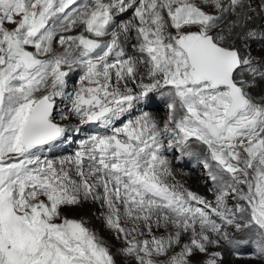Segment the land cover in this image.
Returning <instances> with one entry per match:
<instances>
[{"label": "snow or ice", "instance_id": "obj_1", "mask_svg": "<svg viewBox=\"0 0 264 264\" xmlns=\"http://www.w3.org/2000/svg\"><path fill=\"white\" fill-rule=\"evenodd\" d=\"M252 3L0 0V264H119L85 220L63 211L88 200L105 208L131 264H221L213 247L253 226L264 258V97L251 91L264 58L237 43L264 41V25L249 27ZM257 8L264 19V0ZM129 9L133 20L113 30ZM132 29L129 55L122 40ZM75 69L79 87L67 91ZM163 89V127L147 112L113 127ZM57 97L70 101L68 116L110 134L82 140L74 156H44L68 131L56 122ZM165 141L188 155L192 142L206 149L214 200L174 181Z\"/></svg>", "mask_w": 264, "mask_h": 264}, {"label": "rangeland", "instance_id": "obj_2", "mask_svg": "<svg viewBox=\"0 0 264 264\" xmlns=\"http://www.w3.org/2000/svg\"><path fill=\"white\" fill-rule=\"evenodd\" d=\"M254 1L255 0H253L254 4L252 6L253 7L252 11H253V9H256V5L258 4ZM78 3L83 5L85 3H90V2H89V0H81V1L78 0ZM117 19H118V17H116L115 23L117 22ZM262 22L264 23V19ZM115 25H116V27L113 30L117 29L118 22ZM80 27L82 29L83 26H80ZM74 30L75 29H72V31H74ZM58 34H63V33H58ZM106 39H110V36L106 37ZM55 48L57 49V51H62L60 45H58ZM126 53L129 55H132L128 52H126ZM81 75H83V72L80 69H75L70 74V76L68 78V89H67V91H72V90L79 87V77ZM129 83H131V82H129ZM128 86L132 87L135 91H139V88L136 86L135 83H131V85H128ZM162 91H165V89L158 90L155 93H153V95L154 96L157 95V97L163 95L161 98H163L162 102L164 103L167 100L164 98V95L166 92H162ZM158 99L161 100L159 97H158ZM145 100H149V97ZM145 100H139V101H143V103H147V101L145 102ZM139 101H135L134 106ZM151 101L153 102V100H151ZM56 102H57V108L54 112V115L56 117V122L64 125L68 131L66 132V135L64 137H61L56 142H53L50 146L45 147L43 149V155L47 156L49 159L60 160V159L66 158V157L74 156V154L77 151H79V149H80L81 141L84 139H87L88 137L93 135V133L91 134L90 132L89 133L85 132V131H88L86 129V124H81L80 118L78 116H75V115L68 116L67 106L70 105V101L68 99L57 97ZM149 109H151V108L144 109V110H142V112L140 111V112H138V114H135V115L141 116L143 113H145ZM130 111L133 112L134 111L133 108ZM155 111L159 112L157 114V116L160 118V122H158V124L160 125V127H163V124L166 122L167 117H168V111L169 110L167 108V104H165V106L159 107ZM61 113H63L68 118L67 119H61V115H60ZM127 113H125L122 117L117 119L114 122L113 127H121L123 125V123H125V122H127V120L131 119V116H130V118L126 117ZM135 118L136 117L134 116V119ZM137 118H138V116H137ZM102 130L104 131V134H110V132H111V129L105 128L103 125H101L100 130H98L99 132L94 131V135L101 134L100 131H102ZM83 132H85V134H83ZM101 135H103V134H101ZM166 146H167V143H166ZM201 147L203 150L201 149ZM167 149H171V148H167ZM175 149H177L175 151V153L171 154V156H173V158L175 160H172V158H171L170 161L172 162V165L175 168L185 169V168H183L182 164H180V160H178L176 158V155H175L178 153V151H181V150L179 148H175ZM196 150H198V151H196ZM191 152L196 153V155L199 158V161L193 160V164L195 165V168L194 167L187 168V169H189V171H191L190 173H194L197 175V178L194 179L192 182V184H194V188H191L190 186H186V184H184L182 182H176L175 181L176 179H174V181L178 184H183V186L185 188H188V189H190V190H192V191H194V192H196L202 196V193L198 190V187H196V186L198 184V181L201 183L202 179L204 178V182L201 185V186H204L203 190L206 192V194L209 197L215 196L216 185L207 177V169H205L203 167V163H202V160H203L204 156L206 155L205 154L206 149L203 146H197V142H192ZM199 164H200V166H199ZM170 167L172 168V166H170ZM191 176H193V175H191ZM204 197L207 198V196H204ZM230 206H232L231 203H230ZM63 211L70 218H77V219L85 220L87 222V224L99 236H101L105 240V242L111 247V250H112L113 254L116 256V259L118 260L119 264H131V258L125 256L120 251L122 246H123V241L121 239H119L117 237V235L115 234L114 230L109 228L108 225L105 223L104 215H105L106 210L104 207L101 206L99 201L88 200V201H85L81 206L73 207V208H65V209H63ZM239 218L240 217L238 214V219ZM243 219L245 221L248 219L247 213H245ZM256 232H257V229L255 228V226H253L251 229L244 228L240 231H236L235 229H229V233H230L231 238L233 239V243L229 244L227 241L222 240L220 246L218 248H216L214 246L212 250H217V251L222 252L221 264H264V258H260V256L258 255V252L252 251L249 249V250L243 251V252H246V253H243L241 250V248L245 244L250 245L251 247H255L257 245V241L260 238L256 234ZM157 234H160V233H157ZM253 253H255V254H253ZM197 259L203 260L204 257L198 256Z\"/></svg>", "mask_w": 264, "mask_h": 264}, {"label": "bare ground", "instance_id": "obj_3", "mask_svg": "<svg viewBox=\"0 0 264 264\" xmlns=\"http://www.w3.org/2000/svg\"><path fill=\"white\" fill-rule=\"evenodd\" d=\"M81 1V0H80ZM89 2L91 3L92 0H89ZM192 2L195 3H200V0H192ZM254 2L259 3V0H255ZM81 3V2H80ZM254 3H252L253 6ZM81 5V4H80ZM253 8V7H252ZM209 11H216V10H212L209 9ZM251 17H252V23L249 25L250 28H254V29H259L261 27V25H264V23L262 22L263 19L261 18L260 14H259V9L257 8L256 5V9H253V11L250 13ZM116 17H118L117 22H118V26L117 29H115L116 31H119V26L121 24H124L130 20H133L134 18V12L132 9H129L127 12L125 13H116ZM121 18V19H120ZM228 19H225L223 24H221V27H223L224 25L228 24L229 21L232 19L231 16L227 17ZM120 19V20H119ZM117 22L115 24H117ZM75 30L72 31L71 33H63V34H76L80 31H82L81 27L78 26L76 28H74ZM137 43V39H136V33L135 30L132 29L129 33L127 34H123V40H122V44L123 47L125 49V52H128L132 55L135 54V48L134 45ZM238 45H242L244 48H249L250 49V53L251 56L256 59V60H260L261 58H264V41L261 40H256V41H248V42H244L243 37H241L240 40L237 41ZM59 44H56L55 47H57ZM128 85H131V83H129ZM168 89H165V91L162 92H167ZM252 95L256 98V99H260L261 97H264V80H260L257 79V83L256 85L252 88ZM157 98V95H156ZM164 98L167 99V96L164 95ZM151 100H153V105L151 104ZM163 100V99H162ZM147 103H143V101H139L134 107H133V112H131L130 110L128 111L126 117L131 119H134V116L137 118V116L139 117V115H135L138 114V112H142V110L144 109H148L151 108L149 110H147L146 112L149 113L157 122H160V118L157 116V114L159 112L155 111L156 109H158L159 107L165 106V104H167V100L163 103L161 100H154V95L153 93L149 94V100H146ZM135 118V119H136ZM99 132V131H98ZM94 135V133H93ZM167 143V142H165ZM197 146H202L197 142ZM167 146L165 147V150H163V155L165 157H167L166 159L168 160V162L171 160H175L173 158V156H171V154L169 153V151L167 150ZM195 148V147H194ZM202 149V147H201ZM203 150V149H202ZM193 151V150H192ZM198 151V150H196ZM199 154V153H198ZM201 154V153H200ZM206 154V153H205ZM204 155V154H203ZM193 160H197L199 161L198 156L196 155V153H193V156L191 158V161ZM171 162V161H170ZM169 162V166H172V168L170 167V169L172 170V172L175 174L174 175V179H176V182H182L184 184H186V186H190L191 188H194V184H192L193 180L197 178V175L194 173H190L191 171H189V169L185 168V169H177L172 165V162ZM200 166V164H199ZM184 168V167H183ZM192 168V167H191ZM193 176H191V175ZM196 182V181H195ZM204 182V178L202 179L201 183L198 181V184L196 187H198V190L202 193V196H207L208 200H214L213 197H209L206 192L203 190L204 186H201Z\"/></svg>", "mask_w": 264, "mask_h": 264}]
</instances>
